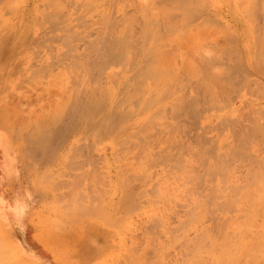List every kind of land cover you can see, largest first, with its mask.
Segmentation results:
<instances>
[{
  "label": "rangeland",
  "instance_id": "1",
  "mask_svg": "<svg viewBox=\"0 0 264 264\" xmlns=\"http://www.w3.org/2000/svg\"><path fill=\"white\" fill-rule=\"evenodd\" d=\"M233 1L0 0V143L38 201L39 231L29 255L16 242L29 234L0 218L1 261L45 264L44 249L73 261L76 235L59 230L87 218L110 231L93 264H208L201 227L218 239L235 212L221 202L264 162V73L243 44L264 0L252 16ZM189 28L201 47L171 39ZM167 67L175 79L159 80ZM0 185L8 203L14 186Z\"/></svg>",
  "mask_w": 264,
  "mask_h": 264
},
{
  "label": "bare ground",
  "instance_id": "2",
  "mask_svg": "<svg viewBox=\"0 0 264 264\" xmlns=\"http://www.w3.org/2000/svg\"><path fill=\"white\" fill-rule=\"evenodd\" d=\"M224 5H227V6H231V0H222ZM233 1V0H232ZM256 1V0H255ZM181 2V1H180ZM178 2V3H180ZM235 3V5L232 7V9L234 8L235 10V15L238 14L239 10L243 11L244 13L247 12L248 14H251L252 16V11H255L257 10L258 8H260V3H256L258 4L259 6H252L254 4H251L250 0H235L233 1ZM263 2V0H262ZM255 3V2H254ZM187 4V3H186ZM178 5V4H175V6ZM183 6V5H182ZM262 8H264V4L262 3ZM179 7V6H178ZM186 9V8H185ZM192 9V8H191ZM188 10V9H187ZM164 9L162 10V14L166 11H164ZM183 11V10H182ZM262 11H264L262 9ZM168 12V11H166ZM246 13V16L248 15ZM257 13V11H256ZM255 13V14H256ZM166 14V13H165ZM190 14V12H189ZM167 15H169L168 13L165 15L166 17H168ZM254 15V14H253ZM157 16V15H155ZM250 16V15H249ZM250 16V17H251ZM164 17V15H163ZM249 17V18H250ZM247 17V19H249ZM165 19V18H164ZM167 21V19H166ZM168 21H171L168 20ZM167 21V23H168ZM246 27L243 28V37H244V41H243V44H245V46L248 48L247 51L249 50L248 53H250L251 55L254 56V53L255 51H257L255 54H258V57L256 55L255 59L257 61V59L261 62V64H259V66H262V71L264 73V26L263 28L261 29H258L255 25L256 24H253V23H250L249 21L246 20ZM171 24V22H170ZM202 25V24H201ZM194 28V27H192ZM196 29V28H194ZM194 29H190L189 30H185L186 32L184 31H179V33H177L176 35L174 34L172 38H176L178 41L184 43L186 42L187 44H190L191 47L194 45L196 46L195 48H198V47H201L199 44H197L198 40H199V36L197 34V32L194 30ZM181 30V29H180ZM181 33H183L184 35H181ZM258 33V34H257ZM171 34V33H170ZM168 36V35H167ZM176 36V37H175ZM170 38V37H168ZM116 39V38H115ZM174 39V41L176 40ZM185 43V44H186ZM114 44V43H113ZM110 46V44L108 45ZM112 46V45H111ZM110 46V47H111ZM114 46V45H113ZM116 46V44H115ZM119 46V45H118ZM244 46V45H242ZM258 47H259V51H258ZM107 48V47H106ZM120 48V47H119ZM193 48V47H192ZM111 49V48H110ZM114 49V48H113ZM108 50V49H107ZM119 50V49H118ZM198 50V49H197ZM171 54V53H170ZM169 54V56H171ZM249 54V55H250ZM250 55V57H251ZM173 56V55H172ZM117 57V56H116ZM185 59V58H183ZM187 59V58H186ZM185 59V60H186ZM188 60V59H187ZM170 61V60H169ZM184 61V60H183ZM258 61V62H259ZM103 62V61H102ZM191 62V60H190ZM188 63L187 61H185V66L189 67L190 68V64L191 63ZM172 63V61H171ZM257 63V62H256ZM105 64V63H104ZM170 65V63H168ZM183 64V63H182ZM168 65V67H170ZM174 66V65H173ZM193 66V65H192ZM167 67L166 70H168L169 68ZM174 68V67H173ZM181 68H183L181 66ZM194 68V70L196 71L195 67H191L190 69ZM162 69H165V68H162ZM161 69V70H162ZM159 70V71H161ZM170 70H172V68H170L168 71H169V74H167L168 71H163V72H166L165 75L163 76L164 73H161L162 75H159L157 77H161L163 76L164 77H169L171 74H170ZM186 70V69H185ZM173 71V70H172ZM180 70H178L177 73H179ZM192 71V70H190ZM194 71V72H195ZM162 72V71H161ZM197 73V72H196ZM174 74V72H173ZM194 74V73H193ZM172 76V75H171ZM177 76V75H176ZM175 76V77H176ZM173 77V76H172ZM166 78L164 79H159V80H163V81H167ZM174 78V77H173ZM169 79V78H168ZM175 79V78H174ZM173 80V79H172ZM246 80V79H245ZM158 81L156 78H155V82ZM154 82V83H155ZM174 82V80L172 81ZM179 82V81H178ZM171 83V82H170ZM256 83V82H255ZM259 83V82H258ZM159 84V83H158ZM163 84V83H162ZM144 85V84H143ZM164 85V84H163ZM156 86V85H155ZM154 86V89L157 88ZM162 87V86H160ZM159 89V88H158ZM261 89V88H260ZM183 96V95H182ZM178 98V97H177ZM179 99V98H178ZM177 99V100H178ZM100 100V99H99ZM98 100V101H99ZM178 104V102H176ZM181 103V102H180ZM88 105V104H87ZM57 106V105H55ZM54 107V106H53ZM52 107V110L54 109ZM55 108H59L58 106L55 107ZM4 110V109H3ZM60 110V108H59ZM56 112L57 109L53 110V112ZM53 112H52V115H53ZM79 112V111H78ZM116 112V111H114ZM113 112V113H114ZM59 112H57L58 114ZM81 113V112H80ZM119 113V112H118ZM117 113V116L120 114ZM4 114V113H3ZM56 115V113H55ZM111 115V114H110ZM11 116V115H10ZM8 117V120L9 118L11 117ZM90 116V115H89ZM112 116H115L112 114ZM116 116V117H117ZM115 117V119H116ZM122 117V116H121ZM1 118V117H0ZM83 119V118H82ZM142 119V118H141ZM256 119V118H255ZM111 120H112V117H111ZM254 120V119H253ZM4 121V120H3ZM2 121V122H3ZM6 121V120H5ZM115 121V120H114ZM117 121V120H116ZM110 122V121H109ZM108 122V124H110ZM234 122V121H233ZM254 122V121H253ZM5 123V122H3ZM113 124V122H111ZM256 123H259L258 120ZM100 124V122H99ZM234 124V123H233ZM231 124V125H233ZM7 124H5L6 126ZM11 125V123H10ZM15 125V124H14ZM258 125V124H257ZM41 126V125H40ZM110 126V125H109ZM113 126V125H112ZM255 126V125H254ZM8 127V126H6ZM233 127V126H232ZM42 128V126H41ZM110 128V127H109ZM97 129V128H96ZM115 129V128H114ZM237 128H235L236 130ZM242 129V128H241ZM256 129H258V127H256ZM109 130V129H108ZM251 130V129H250ZM249 130V132H251ZM94 131V130H93ZM106 131V130H105ZM244 131V130H243ZM260 132V131H259ZM100 133V132H99ZM98 133V135H99ZM253 134V133H252ZM262 134V133H261ZM244 135H246L244 133ZM249 135V134H248ZM247 135V138H249ZM260 135V134H259ZM0 136H5L2 132H0ZM43 137V136H42ZM243 137V136H242ZM261 137V136H260ZM245 138V137H244ZM251 138V137H250ZM255 138V137H254ZM246 140V139H244ZM250 140V139H249ZM248 140V141H249ZM253 141L254 140H258L257 138L256 139H252ZM261 142V141H260ZM264 142V141H263ZM248 143V142H247ZM10 144V143H9ZM29 146V145H28ZM25 148V147H24ZM22 148V151L23 149ZM26 149V148H25ZM0 150H1V153H2V163H1V178L2 179H6L11 173H15L16 172V167L14 166V161H15V156H13L11 154V151L12 149L10 150L8 147L6 148V145H2V143H0ZM25 153V152H24ZM251 158V157H249ZM254 158V157H252ZM256 158V157H255ZM216 159H219V158H216ZM222 159V158H221ZM221 159H220V162L221 163ZM225 160V159H224ZM259 161V159H257ZM219 161V160H218ZM252 161V160H251ZM264 161V159H263ZM223 162V161H222ZM216 163V162H215ZM218 164V162H217ZM230 164V163H229ZM219 165V164H218ZM219 168V166L217 167ZM221 168V167H220ZM212 169V168H211ZM210 170V169H209ZM253 170V169H252ZM211 171V170H210ZM214 170L211 171V173H213ZM216 172V170L214 171V173ZM253 172H251L250 174L252 175ZM208 174V173H207ZM212 175V174H211ZM250 175V176H251ZM253 176V175H252ZM220 177V176H219ZM223 177V176H222ZM202 180V179H201ZM225 180V179H224ZM222 182V181H221ZM236 182V181H235ZM238 183V182H237ZM247 183V182H246ZM221 185V184H220ZM239 185V184H237ZM230 186V185H229ZM236 186V185H235ZM234 186V187H235ZM225 187V186H224ZM233 187V184L232 186ZM230 187H228V190H229ZM238 190L239 191V195L236 196V194H229L226 196V200L225 201H222L221 203H223L224 206L226 207H229L231 205L232 209H234V213H229V214H226L225 217L222 219V216L220 219L221 220V223H220V229L221 231L219 230V232L221 233L220 236L217 238H213V237H209V233L207 234V231L211 228H204V227H201V231L202 233H204V235H202V233H200L202 236L201 238H205L204 240H207L209 239V244H206V243H202L201 245L199 246H204V251L202 252H205V248L206 250L209 249L207 248L209 245L211 247L210 250H207V256L209 257L210 261L208 262V264H255L257 262H261L262 264H264V229H262V225H264V162H263V167L262 168H259L257 169L255 172H254V176L251 178V182L247 185H240L239 187L237 186ZM223 189V188H222ZM211 190V189H210ZM230 190H233L230 188ZM213 192V190L211 191ZM215 194V193H214ZM213 194V195H214ZM219 195V194H218ZM212 196V194H211ZM220 196V195H219ZM218 196V197H219ZM212 197H215L212 196ZM198 201H195L196 204L195 205H198V207L200 206V198H197ZM223 200V199H222ZM194 202V203H195ZM216 202V201H215ZM215 202H214V205H215ZM212 203H213V200H212ZM220 203V202H219ZM229 205H228V204ZM227 204V205H225ZM194 205V206H195ZM204 205V203H203ZM208 206V205H207ZM222 206V204H221ZM213 207V205H212ZM225 207V209H226ZM20 208H22L19 203H15V204H11V205H8V203L5 202L4 200V196L3 194L0 192V218L4 221H13L15 219L16 216H18L20 214ZM9 209L13 211V215L11 213H9ZM224 209V207H223ZM229 210L227 211H230V207L228 208ZM192 210V208L190 209ZM189 211V210H188ZM199 211V210H198ZM198 211H196L197 213L194 212V216L195 217H198L200 216V213H198ZM191 212V211H189ZM240 212V215L236 216V213ZM192 214V212H191ZM190 215V214H189ZM260 219V221H259ZM198 220V219H197ZM18 225H20V227L22 226V223H17ZM262 226V227H261ZM208 227V226H207ZM208 229V230H207ZM210 231V230H209ZM39 232V231H38ZM51 234V233H50ZM49 234V235H50ZM213 233H211L212 235ZM210 235V236H211ZM222 235V236H221ZM213 236V235H212ZM54 238V237H53ZM40 241L41 242H44L47 243L46 239L44 237H39ZM208 242V241H207ZM206 244V245H204ZM207 246V247H205ZM51 248V247H50ZM200 248V247H199ZM203 248V247H202ZM109 251V250H108ZM30 253H33L34 254V250H31L29 251ZM198 252V251H197ZM201 251H199V255L197 254H194V255H197V257H202L200 255ZM68 254V253H67ZM3 260V259H2ZM200 261V260H199ZM12 263V262H10ZM0 264H9L7 263L6 261L4 262L1 261L0 259ZM204 264V263H203Z\"/></svg>",
  "mask_w": 264,
  "mask_h": 264
},
{
  "label": "crops",
  "instance_id": "3",
  "mask_svg": "<svg viewBox=\"0 0 264 264\" xmlns=\"http://www.w3.org/2000/svg\"><path fill=\"white\" fill-rule=\"evenodd\" d=\"M1 177V175H0ZM21 179V170L16 173H11L6 179H1L0 184H3L4 180H7L9 184L13 185V193L9 194L8 197V205L19 203L22 207L20 208V214L15 217L13 221H8L10 227L13 229V232L16 234H29L28 239L30 241H23L21 238H17V245L21 246L22 249L27 252L29 255L31 253L29 250L31 249V235L38 232L37 227L33 226L31 223V216L33 209L36 207L38 201L35 199L32 200V191L26 186L19 184ZM1 186V185H0ZM1 189V188H0ZM9 213L13 215V211L9 209ZM77 221V222H76ZM17 223H22V226ZM99 226V225H98ZM95 223H92L87 218L81 220L70 219L63 227V229L59 230L62 234H66L64 236L67 244H71L72 235H76L75 243L79 246V254L77 259L69 260L68 258L61 259L59 257L52 256V253L48 251V249H44L45 247L40 243V247L42 250H46V258L45 264H93V262L97 259V263L101 261L100 255L106 253L107 249H109V244L105 240V236L110 234V231L105 230L104 227H98ZM102 239V240H101ZM39 252H42V250ZM98 255V256H97ZM98 257V258H97ZM96 264V263H94ZM101 264V263H99Z\"/></svg>",
  "mask_w": 264,
  "mask_h": 264
}]
</instances>
